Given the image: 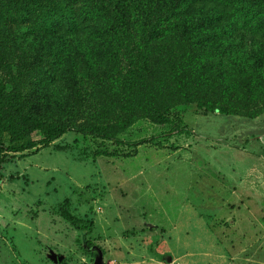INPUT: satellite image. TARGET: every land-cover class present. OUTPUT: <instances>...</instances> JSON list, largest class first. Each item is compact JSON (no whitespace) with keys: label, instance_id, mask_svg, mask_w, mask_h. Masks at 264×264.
<instances>
[{"label":"rangeland","instance_id":"1","mask_svg":"<svg viewBox=\"0 0 264 264\" xmlns=\"http://www.w3.org/2000/svg\"><path fill=\"white\" fill-rule=\"evenodd\" d=\"M59 19L60 0H0V86L28 109L60 104ZM49 23L51 36L34 32ZM226 42L212 65L242 61ZM217 83L199 95L221 111L181 103L167 123L141 118L113 141L71 131L42 146L35 132L33 148L8 153L0 264H94L92 247L103 264H264V75ZM64 200L79 227L59 215Z\"/></svg>","mask_w":264,"mask_h":264},{"label":"trees","instance_id":"2","mask_svg":"<svg viewBox=\"0 0 264 264\" xmlns=\"http://www.w3.org/2000/svg\"><path fill=\"white\" fill-rule=\"evenodd\" d=\"M133 1L143 10L133 13L126 0H60V104L28 109L22 92L0 86V132L10 144L0 141V170L8 153L35 146V132L43 136L42 146L71 131L113 141L138 119L167 123L171 108L181 103L221 111L199 94L217 87L224 75H264V0ZM21 11V19L28 18L27 9ZM34 32L54 34L50 23ZM224 41L236 43L230 51L241 62L212 65L213 55L229 52ZM50 112L57 119H49ZM67 205L64 200L59 215L79 227L83 220Z\"/></svg>","mask_w":264,"mask_h":264},{"label":"water","instance_id":"3","mask_svg":"<svg viewBox=\"0 0 264 264\" xmlns=\"http://www.w3.org/2000/svg\"><path fill=\"white\" fill-rule=\"evenodd\" d=\"M91 250L96 251L94 264H103V253L97 247H92ZM166 262H172V258L170 256L165 257Z\"/></svg>","mask_w":264,"mask_h":264}]
</instances>
